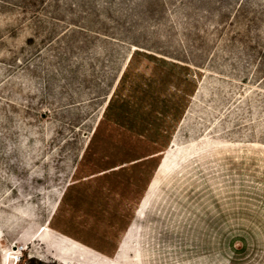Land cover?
I'll return each mask as SVG.
<instances>
[{"label": "rangeland", "instance_id": "1", "mask_svg": "<svg viewBox=\"0 0 264 264\" xmlns=\"http://www.w3.org/2000/svg\"><path fill=\"white\" fill-rule=\"evenodd\" d=\"M18 248L264 264V0H0V264Z\"/></svg>", "mask_w": 264, "mask_h": 264}, {"label": "bare ground", "instance_id": "2", "mask_svg": "<svg viewBox=\"0 0 264 264\" xmlns=\"http://www.w3.org/2000/svg\"><path fill=\"white\" fill-rule=\"evenodd\" d=\"M158 175H159V172L152 179L153 181L149 187V190H147V192L145 194L143 205H145L147 203V201L151 197L152 193L154 192V190L157 186V183H158ZM20 251H21V248H18L17 250L13 249L12 251H10L9 255L7 256L8 261L12 260V262L16 264L18 262V254L20 253Z\"/></svg>", "mask_w": 264, "mask_h": 264}]
</instances>
